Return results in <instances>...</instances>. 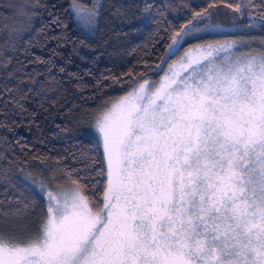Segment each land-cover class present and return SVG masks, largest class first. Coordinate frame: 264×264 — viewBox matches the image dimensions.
<instances>
[{"label":"snow or ice","instance_id":"1","mask_svg":"<svg viewBox=\"0 0 264 264\" xmlns=\"http://www.w3.org/2000/svg\"><path fill=\"white\" fill-rule=\"evenodd\" d=\"M73 6L95 22V6ZM216 7L193 12L166 54L219 28ZM246 44L193 46L160 80L134 82L93 125L102 161L81 154L76 163H91L33 180L42 217L34 230L0 228V264H264V47L237 51ZM102 181L97 200L89 193Z\"/></svg>","mask_w":264,"mask_h":264},{"label":"trees","instance_id":"2","mask_svg":"<svg viewBox=\"0 0 264 264\" xmlns=\"http://www.w3.org/2000/svg\"><path fill=\"white\" fill-rule=\"evenodd\" d=\"M245 1L247 23L260 24L257 35L264 39L259 19L264 0ZM76 2L95 6L94 23L76 18L73 0H0V228L26 224L34 230L44 200L33 180L50 181L55 168L90 164V159L73 160L81 154L102 161L93 127L100 114L140 77L157 81L172 59L168 45L193 12L210 3L235 8L240 0ZM214 38L182 42L177 54ZM129 70L132 78L124 75ZM85 182L91 186L95 179ZM102 183L89 193L97 200H102ZM24 205L28 210L17 218L16 209Z\"/></svg>","mask_w":264,"mask_h":264},{"label":"rangeland","instance_id":"3","mask_svg":"<svg viewBox=\"0 0 264 264\" xmlns=\"http://www.w3.org/2000/svg\"><path fill=\"white\" fill-rule=\"evenodd\" d=\"M239 5H242V14L237 13L233 11V9H230L224 6H217L216 8L212 9L211 10L212 21L215 24L219 25L220 27L215 30H211V31L192 33L190 36L185 37V39L181 41V43L188 42L189 40L196 39V38H203V37L206 38V36H212L215 38L211 40L204 39L205 42L186 46V48H184L178 54L176 52L174 56L167 55V56L172 57V59L169 60L168 62L167 61L165 62L163 70L161 71V74H159L157 81L160 80L162 75H164V70L167 69L169 65L175 64L176 61L179 59V57L183 55L186 51L191 49L193 46H200L201 44H209V43H212L213 45H215L216 42H219L220 45H223L225 48H227L231 42L236 41V40H243V41H246L247 44L237 47L238 52H248V51L259 52L261 48L264 47V45H262V41H264V39L257 35V33L261 30V28L259 27L260 24H258L259 25L258 26L253 22L247 23L250 17L248 14V9L246 7V1L240 0ZM80 6L84 9H89V7H85L83 5H80ZM72 9H74L73 4H72ZM74 15L79 21L82 20L81 22H86L85 20L79 19L77 17L75 10H74ZM244 23L246 24V26L239 28L240 25ZM130 90L131 88L123 92L121 97L124 96V94L129 92ZM121 97H119L105 111H103L98 117V119H102L104 114L110 111L112 107L114 106V104H116ZM98 139H99V136H98ZM99 142H100V139H99ZM101 150H102V147H101ZM102 153H103V150H102Z\"/></svg>","mask_w":264,"mask_h":264}]
</instances>
